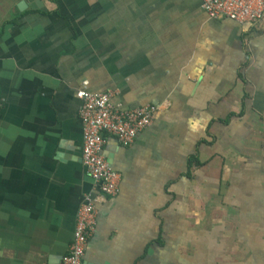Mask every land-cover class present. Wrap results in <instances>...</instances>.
<instances>
[{
	"label": "crops",
	"instance_id": "0c3cea01",
	"mask_svg": "<svg viewBox=\"0 0 264 264\" xmlns=\"http://www.w3.org/2000/svg\"><path fill=\"white\" fill-rule=\"evenodd\" d=\"M203 0H0V264H60L87 194L86 264H264V20ZM113 90L154 124L83 161L82 100Z\"/></svg>",
	"mask_w": 264,
	"mask_h": 264
},
{
	"label": "built area",
	"instance_id": "2783aa9c",
	"mask_svg": "<svg viewBox=\"0 0 264 264\" xmlns=\"http://www.w3.org/2000/svg\"><path fill=\"white\" fill-rule=\"evenodd\" d=\"M202 7L211 19H230L242 25L264 20V0H203ZM88 85L83 83L77 92L82 100V161L94 183V190L100 196L115 197L120 192L122 175L104 154L107 138L112 136L122 146H132L138 134L154 124V115L160 109L153 105L127 109L123 103L116 102L115 91L96 93L90 91ZM98 203L94 194L85 195L77 213L72 243L60 264H86L84 257L97 223Z\"/></svg>",
	"mask_w": 264,
	"mask_h": 264
}]
</instances>
